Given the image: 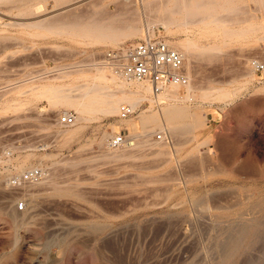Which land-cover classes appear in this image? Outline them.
I'll return each instance as SVG.
<instances>
[{
  "label": "rangeland",
  "instance_id": "rangeland-1",
  "mask_svg": "<svg viewBox=\"0 0 264 264\" xmlns=\"http://www.w3.org/2000/svg\"><path fill=\"white\" fill-rule=\"evenodd\" d=\"M88 2L53 8L54 0H42L41 11L29 15L0 3V152L12 148L16 166L12 172L0 170V264H264V70L249 63L252 58L264 62V29L257 30L263 38L233 41L219 54L196 51L184 57L197 89H242L228 102L205 101L197 128L177 136L165 132L170 161L149 148L138 150L143 128L135 136L125 127L118 130L129 142L112 148L124 153L129 148L130 156L105 157L111 134L101 135L112 132L107 117L63 140L56 129L66 126H57V115L68 110L77 115L76 110L35 99L32 88L54 81L76 93L73 78L64 73L98 63L97 54L115 45H81L68 36L28 34L11 24L74 7L85 11ZM104 2L105 17L126 18L134 8L142 10L136 0ZM263 19L264 13L257 18ZM141 22L145 27L142 12ZM150 30L166 40L183 37L161 26ZM142 35L143 30L121 42ZM28 99L21 108L4 110L7 101ZM148 107L144 100L133 115ZM151 125L146 136L151 141H157L155 132L168 129L166 123ZM33 166L62 185H75L81 196L53 195L42 186L30 193L35 191L28 188L31 181L8 183L7 177ZM18 201L24 209H16ZM229 235L237 242L226 257Z\"/></svg>",
  "mask_w": 264,
  "mask_h": 264
},
{
  "label": "bare ground",
  "instance_id": "bare-ground-1",
  "mask_svg": "<svg viewBox=\"0 0 264 264\" xmlns=\"http://www.w3.org/2000/svg\"><path fill=\"white\" fill-rule=\"evenodd\" d=\"M41 1L0 0V3L7 5L11 12H13V9H16L17 14L29 15L41 11L43 6H38ZM70 1L72 0H54L53 8H57ZM108 1H124L128 3L132 0ZM136 1L141 5L142 10L134 8L133 11L128 12L130 16L126 18H120L121 14H116L119 18L116 15L105 17L107 13L104 11L106 7L104 0H90L87 5L84 3L86 6L85 11H81L80 7H74L42 20L11 24L22 26L28 34L47 35L52 33L64 35L74 38L78 43L86 46L101 43L118 45L128 37L139 35L142 30L144 32L151 27L161 26L171 36L176 34L181 35L182 33L183 37L178 40H167L185 58L190 55L192 56L196 51H216L213 53H218L220 51L217 52V50L222 49L224 45L233 41L252 37L263 38L259 36L257 30L264 29V19L261 22L257 18H263L264 0ZM249 3H254L255 5L252 6ZM141 12L145 18V27L141 22ZM120 21H122L121 24ZM202 37H212L213 40L203 42L200 40ZM186 72L189 80L184 85L183 93L180 90L182 86L175 84L166 87L157 96L150 94V88L146 82L115 75L100 63H92L64 73L65 77L70 75L73 78L76 93H72L71 89L65 88L60 83H54V81L40 84L32 89L35 91V99L44 97L49 100L53 107H64L65 110L74 108L76 110L75 122L64 128H57V137L59 136L66 141L71 140L93 119L107 117L112 132L104 130L101 139L107 135H112L114 132L120 130L121 127L127 128L132 136L137 135V130L143 128L142 133H145L143 140L136 141L138 150L141 151L142 149L149 148V150L157 155H165L168 162L171 160L172 153L167 139L151 141L149 137L148 139L146 137L149 136L147 134L153 132L151 124L156 123L162 126L163 123H166L168 129L164 128L167 131H162L165 136H167L166 133L168 131L177 136L182 129L186 131L193 130L203 124L204 113L202 105L205 101H208L210 105L215 100L228 102L234 98V95H238V92L242 89V87H238L233 92L225 90V88H214L218 89L216 91L211 90L213 87L207 88V90H201L203 88L197 89L191 82L192 75L187 71V68ZM144 100L149 102V107L146 110L141 109L136 115L131 114L127 117L116 119L120 103H129L137 111ZM31 101L30 99L25 102L22 100L7 101L4 110H16L21 108L23 104L30 103ZM59 125L57 123V126ZM125 149L128 152L124 153L118 148L111 147L103 156L116 158L130 156L132 150L129 148ZM11 152L12 148L8 152L5 148L0 152V170L5 169L12 172L10 168H16V166L14 167ZM194 155L196 157V154ZM41 169L43 171L41 178L37 181H29L31 186L29 185L28 188L33 186L35 191L32 189H28L27 191L34 193L37 186H42L50 188L53 195L81 196L80 192L74 187L75 185H62L55 177L47 175L43 167ZM16 170L20 171L21 165ZM16 174L20 176V172ZM11 180L10 177H7L8 183ZM236 242L237 236L233 238L229 235L224 246L225 249L227 248L225 250L227 252L225 254L226 257L232 251Z\"/></svg>",
  "mask_w": 264,
  "mask_h": 264
},
{
  "label": "built area",
  "instance_id": "built-area-1",
  "mask_svg": "<svg viewBox=\"0 0 264 264\" xmlns=\"http://www.w3.org/2000/svg\"><path fill=\"white\" fill-rule=\"evenodd\" d=\"M97 62L108 68L113 74L123 78L144 81L149 85L152 96H157L170 85L184 86L189 78L186 72L185 58L181 52L170 45L161 34H154L146 29L143 35L135 41L122 42L109 47L97 54ZM255 71L264 70V62L252 58L249 61ZM136 108L123 102L118 107V117H127L133 114ZM76 115L68 110L57 115V122L67 126L75 122ZM166 138L162 131L153 134V139ZM124 132L116 131L108 139L110 147L121 146L128 143ZM43 171L39 166H33L20 176L13 175L11 181H37ZM16 209H24V202L18 201Z\"/></svg>",
  "mask_w": 264,
  "mask_h": 264
},
{
  "label": "crops",
  "instance_id": "crops-1",
  "mask_svg": "<svg viewBox=\"0 0 264 264\" xmlns=\"http://www.w3.org/2000/svg\"><path fill=\"white\" fill-rule=\"evenodd\" d=\"M120 43H122V42H120Z\"/></svg>",
  "mask_w": 264,
  "mask_h": 264
}]
</instances>
